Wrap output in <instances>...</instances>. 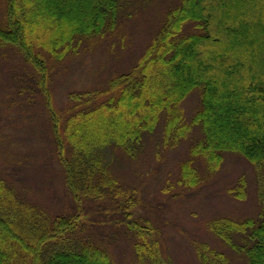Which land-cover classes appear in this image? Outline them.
I'll return each instance as SVG.
<instances>
[{
  "label": "trees",
  "instance_id": "trees-1",
  "mask_svg": "<svg viewBox=\"0 0 264 264\" xmlns=\"http://www.w3.org/2000/svg\"><path fill=\"white\" fill-rule=\"evenodd\" d=\"M122 4L6 0L0 47L19 51L47 95L49 58L60 61L114 29ZM194 91L199 109L187 120L180 106ZM69 101L66 122L53 110L51 119L74 211L52 216L0 178V264H115L107 237L94 231L100 224L87 221L86 205L92 204L132 236L141 264H168L160 258L159 231L135 212L136 192L111 171L115 150L137 157L160 126L164 148L201 131L183 163L181 186L201 182L194 157L207 159L210 168L228 151L253 162L260 178L258 215L218 218L210 226L248 264H264V0H181L133 68L113 76L105 90L73 92ZM244 188L241 179L232 192Z\"/></svg>",
  "mask_w": 264,
  "mask_h": 264
},
{
  "label": "rangeland",
  "instance_id": "rangeland-1",
  "mask_svg": "<svg viewBox=\"0 0 264 264\" xmlns=\"http://www.w3.org/2000/svg\"><path fill=\"white\" fill-rule=\"evenodd\" d=\"M180 2L123 0L114 29L84 41L76 53L68 52L60 61L49 58L47 95L36 84L35 69L19 51L0 47V178L20 197L52 216L74 211L57 155L52 110L63 125L70 115L71 93L105 90L113 76L133 68L147 53L165 14ZM5 7L6 0H0V17ZM199 104L195 91L182 103L187 120ZM162 132L160 126L147 136L144 150L135 158L115 150L111 163L122 187L136 192L140 206L135 212L159 231L160 258L168 264H248L246 256L232 249L210 224L218 218L242 221L258 215L260 178L253 162L237 151L224 152L214 168L207 159L194 157L201 182L187 188L179 185L181 171L191 159L193 138L201 131L195 129L174 148L163 147ZM241 179L245 188L232 192ZM92 205H86L87 221L100 224L94 231L107 237L114 263L141 264L132 236L118 231L110 217L98 214Z\"/></svg>",
  "mask_w": 264,
  "mask_h": 264
}]
</instances>
